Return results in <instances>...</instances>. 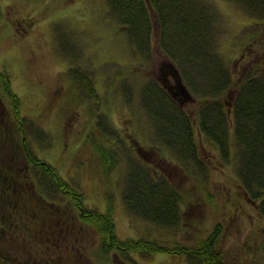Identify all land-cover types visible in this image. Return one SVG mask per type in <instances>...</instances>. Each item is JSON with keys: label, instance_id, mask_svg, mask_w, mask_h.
I'll return each mask as SVG.
<instances>
[{"label": "rangeland", "instance_id": "rangeland-1", "mask_svg": "<svg viewBox=\"0 0 264 264\" xmlns=\"http://www.w3.org/2000/svg\"><path fill=\"white\" fill-rule=\"evenodd\" d=\"M206 1L216 14L218 52L235 83L241 71L259 68L264 19L234 0ZM156 34L146 58L110 16L106 0H0V70L8 73L18 96L17 117L27 118L41 132H29L27 141L82 194L87 207L105 212L113 206L119 238L143 236L195 247L219 227L217 244L227 264H264V215L241 186L229 148L222 150L200 132L201 95L189 88L195 101L182 107L194 124L196 161L177 159L156 137L153 119L140 102L144 84L154 81L162 87L167 58ZM223 98L227 117L231 95L225 92ZM14 109L0 80V128L13 131L21 143ZM131 160L154 166L180 195L175 225L127 211L122 190ZM88 233L81 256L95 264H124L114 251L108 258L101 255L99 235ZM134 256L138 264L189 262L173 252Z\"/></svg>", "mask_w": 264, "mask_h": 264}, {"label": "trees", "instance_id": "trees-1", "mask_svg": "<svg viewBox=\"0 0 264 264\" xmlns=\"http://www.w3.org/2000/svg\"><path fill=\"white\" fill-rule=\"evenodd\" d=\"M234 1L264 19V0ZM106 2L108 13L122 25L136 53L149 58L157 33L160 50L177 66L187 87L204 99L198 100L200 132L222 150L229 148L241 186L264 215V54L256 62L260 65L255 72L241 71L234 83L232 69L218 52L216 14L211 3ZM3 71L2 88L12 96L22 138L20 143L13 131L7 134L0 128V264H95L89 256L79 254L91 236L88 232L99 235L101 255L108 258L114 251L124 264H138L135 254L150 257L157 252L183 254L188 264H227L217 244L219 227L195 247L169 246L143 236L119 238L113 206L105 212L87 207L82 194L31 149L29 132L37 136L41 132L27 118L17 117L18 96ZM225 92L232 100L227 117ZM140 102L153 119L157 139L177 159L196 161L194 124L182 106L154 81L142 86ZM122 199L129 213L143 219L164 225H175L179 220L180 195L154 166L150 169L131 160L124 175Z\"/></svg>", "mask_w": 264, "mask_h": 264}, {"label": "water", "instance_id": "water-1", "mask_svg": "<svg viewBox=\"0 0 264 264\" xmlns=\"http://www.w3.org/2000/svg\"><path fill=\"white\" fill-rule=\"evenodd\" d=\"M148 2V0H147ZM165 70L162 71L163 77L161 78V85L166 89L167 93L177 100L179 105L184 104L187 101H193L194 98L187 86L184 84L181 74L177 66L173 63L172 60L166 59L164 62ZM167 76H171L174 80L173 84L167 85L165 79Z\"/></svg>", "mask_w": 264, "mask_h": 264}, {"label": "flooded vegetation", "instance_id": "flooded-vegetation-1", "mask_svg": "<svg viewBox=\"0 0 264 264\" xmlns=\"http://www.w3.org/2000/svg\"><path fill=\"white\" fill-rule=\"evenodd\" d=\"M166 81V84L167 85H170V84H173L174 83V80L171 78V76H167V78L165 79Z\"/></svg>", "mask_w": 264, "mask_h": 264}]
</instances>
